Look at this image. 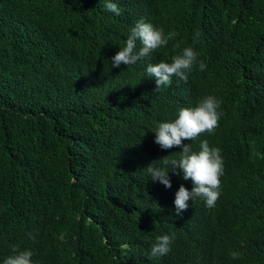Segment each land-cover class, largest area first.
I'll return each mask as SVG.
<instances>
[{
	"label": "trees",
	"instance_id": "1",
	"mask_svg": "<svg viewBox=\"0 0 264 264\" xmlns=\"http://www.w3.org/2000/svg\"><path fill=\"white\" fill-rule=\"evenodd\" d=\"M109 2L119 15L105 0H0V264L13 245L33 264H264V0ZM140 20L177 35L111 67ZM186 47L199 53L188 82L157 90L148 64ZM206 95L222 130L182 144L220 149V196L177 216L189 180L169 168L165 188L145 168L179 159L154 131ZM165 234L171 251L150 259Z\"/></svg>",
	"mask_w": 264,
	"mask_h": 264
},
{
	"label": "clouds",
	"instance_id": "2",
	"mask_svg": "<svg viewBox=\"0 0 264 264\" xmlns=\"http://www.w3.org/2000/svg\"><path fill=\"white\" fill-rule=\"evenodd\" d=\"M105 9L116 15L120 14V8L116 3L105 0ZM177 34L169 32L165 35L163 29L155 28L151 23L144 20L138 21L130 30L126 44L113 57H111V67L119 68L121 64L126 65V70L132 69L131 66L151 51L167 46L169 40L174 39ZM199 38V33H196ZM137 41L141 47L136 50ZM179 47V44L176 45ZM199 53L192 47H186L182 53L172 57L170 63L161 61L156 64H148L145 71L148 77L155 78L157 90L161 86L169 87L172 85V78L176 77L179 81L188 82L192 74L193 66L197 62ZM109 61V60H108ZM206 65L199 63V69L203 71ZM201 99V98H200ZM220 101L212 96H204L195 107H185L178 110V114L173 121L161 122L157 125L154 143L161 149L167 150L174 146L181 147L179 159H170L169 156L162 157L159 161L164 167H156L151 162L145 169L153 181H159L165 188L171 187L168 177L170 170L178 169L182 173V181L190 191L181 185L175 193L174 208L175 214L179 216L187 210L188 201L199 198L209 209L214 208L220 196V179L223 175V159L220 149L210 147L205 138L200 142L198 152L191 151V144L183 145V140L198 141L199 136L210 135L213 139L222 129H219L218 121L221 113L218 111ZM205 134V135H204ZM201 137V138H202ZM192 143V142H191ZM170 170H167L169 169ZM203 200V201H202ZM29 238L35 239L29 233ZM213 241H219L214 237V233L209 236ZM175 239L174 234L160 235L156 237L155 243L151 247L149 258L166 256L171 251V245ZM13 255L4 259L3 264H33L30 250H19V246H12ZM240 252H231L232 259L242 257Z\"/></svg>",
	"mask_w": 264,
	"mask_h": 264
}]
</instances>
